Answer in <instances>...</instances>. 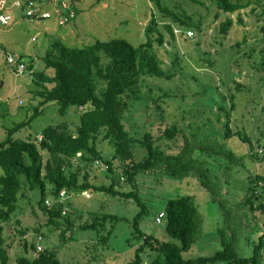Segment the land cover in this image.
<instances>
[{
    "label": "rangeland",
    "instance_id": "obj_1",
    "mask_svg": "<svg viewBox=\"0 0 264 264\" xmlns=\"http://www.w3.org/2000/svg\"><path fill=\"white\" fill-rule=\"evenodd\" d=\"M247 1L242 0L244 3ZM260 4L258 0H250V4L240 11L225 13L218 7V0H80L76 20L65 26L56 24L54 18L31 20L23 16L20 10L13 9L14 19L11 23H1L0 26V139L6 136L8 128L26 120L41 100L37 96L34 99L39 86L33 82L29 70L23 75H16L4 63L7 54L16 53L33 58L35 69L38 70L44 67V56L55 41L70 47H83L96 40L125 38L139 45L146 40L145 27L153 13L160 22L169 20L161 6L173 11L185 10L194 16L196 22L201 19V28L195 29L196 34L190 38L186 36L188 32L181 34L176 28V40L172 43L166 41L164 46L158 47L164 67L175 72L174 76L171 79L150 77L142 83L140 98L133 99L126 112V125L134 137L141 139L151 129L159 133L160 129L178 122L183 128L178 146L185 142L186 137L191 139L196 134L200 138L221 140L233 151L232 158L201 153L199 150L195 155L207 159L209 167L223 181L221 189H218V192H222L219 199L228 198L232 205L241 201L246 195L249 176L257 171L264 173V161L252 156L253 152L259 151L264 157V66L259 71L252 67L260 66L262 54L259 52L264 49V32L261 29L264 16L262 14L259 17L253 11L257 5L262 7L264 0ZM239 13L244 22L238 21ZM228 15L233 17L235 24L227 36H222L217 29ZM67 30L74 31L65 38L62 33ZM245 33H249L247 42L251 48L256 47V56L240 54L238 49L229 52V47L241 42ZM249 49L250 46L246 47L247 51ZM233 79L245 86L238 93L231 128L232 131L237 127L244 129L252 138L253 150L248 142L237 135L224 138L228 118L224 111L219 110L217 102L213 103L216 96L220 101L223 94L229 96L230 90H227L225 83L235 87ZM227 103L232 104L230 100ZM42 109V113L18 130L15 137L36 136L49 125L76 123L80 120V114L74 107L64 115L60 113L56 102L43 105ZM98 149L106 158L114 152L107 140L98 142ZM135 152L136 158L140 160L147 150L138 141ZM73 162L78 167L79 161L74 159ZM106 171V163L96 162L90 169L91 180L96 184H109L111 177ZM3 172L0 167V176ZM138 182L140 193L149 208V213L141 219L142 230L160 239L178 241L167 233L165 224L157 222L156 217L170 198L190 195L199 206L201 235L185 256L213 255L223 248L218 232L225 223L223 210L196 176L173 177L165 169H160L158 172L140 174ZM119 187L128 188L129 185L121 179ZM40 200L39 188L27 190L19 200L14 217L5 224V246L11 260L22 255H34L32 244L37 245L39 235L43 237V249H57L62 264H127L135 255L139 242L135 239L130 243L128 241L135 231L132 220L140 210L135 201L90 190L70 195L67 198L70 203L67 210L73 226L68 234L73 233L77 240L64 241L60 236L61 229L47 224V215L39 207ZM234 210L236 226L241 231V240L235 249L241 256H250L254 243L264 232V213L260 210L251 211L249 207ZM97 212L125 218L115 224V230L106 244L100 241L99 235L106 233L105 230H83L78 227L91 221L92 215ZM17 219L20 223L16 222ZM39 226L41 233L35 230ZM149 253L147 250L144 254V264L153 261L154 253Z\"/></svg>",
    "mask_w": 264,
    "mask_h": 264
},
{
    "label": "trees",
    "instance_id": "obj_2",
    "mask_svg": "<svg viewBox=\"0 0 264 264\" xmlns=\"http://www.w3.org/2000/svg\"><path fill=\"white\" fill-rule=\"evenodd\" d=\"M78 1L80 0H70L76 15L68 23L60 24L55 14L43 19L54 18L56 24L61 26L71 23L76 20L80 11ZM100 1L102 0H98ZM258 3L260 4L261 0H258ZM249 4L250 0L245 3L242 0H218V7L225 13H235ZM257 6L253 8L254 13L259 17L262 14L264 16V5ZM161 10L169 20L160 22L153 13L145 27L146 40L139 45H134L125 38L96 40L83 47H70L61 41H55L44 56V67L38 70L35 69L33 58L19 54L20 61L26 64L25 72L28 69L33 82L39 86L34 99L37 96L41 100L26 120L8 128L6 136L0 139V167L4 171L0 176V264H62L55 248L43 249L42 246L39 249L38 244H32L34 255H22L11 260L5 246V224L14 217L20 198L27 190L35 188L40 190L39 207L47 215V224L61 229L60 236L64 241L77 240L73 233L68 234L73 226L67 210L70 204L67 198L70 195L90 190L135 201L140 210L132 220L135 231L128 241L130 243L135 239L139 245L127 264H144V254L147 250L149 254L154 253L151 264H264V232L259 236L258 242L254 243L252 254L241 256L235 249L241 240V231L237 228L234 217V208L238 210L249 207L251 211L260 210L264 213V173L257 171L251 174L245 198L232 205L228 198L219 199L222 192H218V189H221L223 181L209 167L208 160L195 155L199 150L201 153H213L230 159L234 153L224 142L209 137L200 138L196 134L191 139L186 137L185 142L178 146V141L183 135V128L178 122L160 129L159 133H154L151 129L145 132L141 139L134 137L126 125V112L132 100L140 98L142 83L150 77L171 79L174 76L175 72L164 67V61L157 51L158 47L164 46L166 41L172 43L176 40V28L181 34L191 31V35L186 34L190 38L196 34L194 30L200 29L202 25L201 19L196 22L194 16L185 10L173 11L166 6H161ZM11 14L12 21L14 14ZM238 21L244 22L241 13ZM234 24L233 17L226 16L218 26V33L227 36ZM261 29L264 32V25ZM248 37L249 33H245L241 42L229 47V52L238 49L240 54L256 56V47L251 48L247 42ZM262 40L264 41V38ZM242 42L245 44L242 45ZM249 46L247 51L246 47ZM259 54H262L260 66L252 65L258 71L264 66V49ZM29 62L32 64H28ZM4 63L13 71L7 64L6 57ZM232 82L235 87L225 83L227 90H230L229 96L223 94L221 101L216 96L213 103L217 102L219 110L224 111L228 118L225 122L224 138L229 139L237 135L248 142L253 150L252 138L247 132L238 127L235 131L231 128V117L238 93L245 86L235 79ZM229 100L231 105L227 103ZM50 102H56L63 115L74 107L80 114L79 122L52 124L45 127L39 135L15 137V133L30 124L42 113L43 105ZM103 140L109 141L114 148L113 155L109 158L104 157L98 149V142ZM138 141L147 150L140 160L136 158L135 152V144ZM252 156L264 161L259 151L253 152ZM74 159L79 161L78 167L75 166ZM98 161L107 164L106 172L111 177L109 184H96L91 180L90 169ZM160 169H165L173 177L196 176L202 187L211 192L214 200L220 203L225 216V223L218 229L223 245L221 250L213 255L194 258L185 256L201 235L199 206L190 195L170 198L156 217L157 222L165 224L167 233L178 241L160 239L142 230L141 219L149 213V208L140 193L138 176L151 171L158 172ZM121 179L129 185L128 188L119 187ZM63 190L66 191L65 198L61 196ZM48 199L51 204L47 203ZM258 200L261 201L257 204ZM161 213L163 215L160 217ZM123 219L125 218L116 214L97 212L92 215L91 221L78 227L83 230H105L106 233L99 235L100 241L106 244L115 230V224ZM16 222L20 223L18 219ZM35 230L42 232L41 226ZM21 232L24 233V230Z\"/></svg>",
    "mask_w": 264,
    "mask_h": 264
},
{
    "label": "built area",
    "instance_id": "obj_3",
    "mask_svg": "<svg viewBox=\"0 0 264 264\" xmlns=\"http://www.w3.org/2000/svg\"><path fill=\"white\" fill-rule=\"evenodd\" d=\"M0 4V21L3 24L10 23L13 9H18L24 16L35 19L50 18L55 14L60 24L68 23L76 15L75 10L70 5V0H49V2L42 0H0ZM188 34L191 35L192 32L188 31ZM19 56L20 55L16 53H9L6 56V61L15 73L23 74L26 69V64L20 61ZM61 196L65 198V190L61 192ZM47 203L51 204V201L48 199ZM162 215L163 213L160 214V217ZM160 217L158 220H160ZM42 238L43 237L39 235V240L37 242L39 249L42 248Z\"/></svg>",
    "mask_w": 264,
    "mask_h": 264
},
{
    "label": "crops",
    "instance_id": "obj_4",
    "mask_svg": "<svg viewBox=\"0 0 264 264\" xmlns=\"http://www.w3.org/2000/svg\"><path fill=\"white\" fill-rule=\"evenodd\" d=\"M48 20V19H47ZM49 28V27H48ZM74 30H67L65 31L64 33H62V36H65V38L68 36V35H71V33L73 32Z\"/></svg>",
    "mask_w": 264,
    "mask_h": 264
},
{
    "label": "water",
    "instance_id": "obj_5",
    "mask_svg": "<svg viewBox=\"0 0 264 264\" xmlns=\"http://www.w3.org/2000/svg\"><path fill=\"white\" fill-rule=\"evenodd\" d=\"M32 66V65H31Z\"/></svg>",
    "mask_w": 264,
    "mask_h": 264
}]
</instances>
